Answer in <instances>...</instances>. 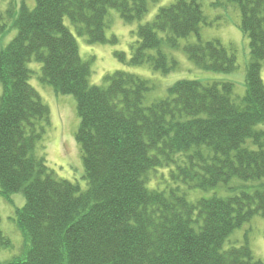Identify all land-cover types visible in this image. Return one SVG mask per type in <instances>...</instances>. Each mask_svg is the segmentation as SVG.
<instances>
[{
  "label": "trees",
  "instance_id": "obj_1",
  "mask_svg": "<svg viewBox=\"0 0 264 264\" xmlns=\"http://www.w3.org/2000/svg\"><path fill=\"white\" fill-rule=\"evenodd\" d=\"M227 1L238 5L249 38L245 94L236 96L232 81L181 79L150 105L144 98L154 86L136 73L117 70L106 86L90 84L91 65L64 20L89 42H105L110 7L132 22L148 12L149 0H10L0 10L1 34L17 30L0 45V196L25 198L15 212L23 255L0 264H264L246 237L225 248L237 228L264 216V0ZM202 2L160 6L139 24L131 58L118 57L172 72L178 62L163 45L178 47L209 23ZM184 48L202 69L237 67L219 40ZM32 60L42 63L43 83L76 98L85 190L47 164L50 108L30 82ZM167 166V185L149 187L151 171ZM234 177L241 181L229 186ZM183 183L235 192L193 202ZM9 245L0 228V246Z\"/></svg>",
  "mask_w": 264,
  "mask_h": 264
},
{
  "label": "rangeland",
  "instance_id": "obj_2",
  "mask_svg": "<svg viewBox=\"0 0 264 264\" xmlns=\"http://www.w3.org/2000/svg\"><path fill=\"white\" fill-rule=\"evenodd\" d=\"M10 0H0V10H5ZM21 0H15L16 4ZM174 0H149V10L141 18L132 22L125 21L119 10L110 7L108 10L109 25L106 28L105 42H89L87 35H79L68 16L65 23L76 35L82 59L91 65L89 83L93 85H107L106 75L117 70L136 73L141 77L149 79L154 86L146 93L144 104L150 105L155 100L167 95L170 85L181 79H200L203 81L225 80L232 81L235 85L236 96H243L246 92L247 67L251 59L249 38L240 27L241 12L236 3L227 0H203V10L209 23H203L199 34L191 33L187 37L179 38V46L171 47L164 43L163 50L170 58H175L178 67L170 73L156 70L149 63L134 65L128 61L121 60L117 52H125L127 60L133 55V45L139 39L137 30L141 23L151 21L160 6L167 5ZM3 22L0 21V24ZM11 21H7V24ZM17 30L11 29L7 34L0 32V45L7 44L16 34ZM164 35L163 33H161ZM116 40H113V38ZM219 40L226 48L232 51L237 58V67L231 72H218L205 70L191 60L185 45L210 40ZM155 53V50H150ZM33 74L30 79L32 85L40 93L43 102L50 108V125L45 139L43 152L47 164L55 171L56 176L79 184L82 190L87 187L85 168L81 146L76 139L80 118L77 112V102L73 94L57 92L55 88L40 80L42 63L36 60L28 62ZM262 78L264 80V60L262 61ZM2 85L0 83V95ZM41 150H39L40 152ZM167 169L157 168L152 170L148 186L151 184L164 187L166 184L164 176H168ZM241 179L234 177L230 185L236 184ZM182 190L190 201L195 202L201 197L217 195H230L235 192L228 186L220 184L216 187L203 189L200 187H189L183 183ZM25 203L24 195L16 192L12 195V201L0 196V228L6 236L11 239V245L0 246V261L7 262L14 257L22 256L25 248V239L22 231L15 221L17 207ZM245 237L253 250L256 259H264V216L256 215L240 228H237L226 241L225 248L232 245H240Z\"/></svg>",
  "mask_w": 264,
  "mask_h": 264
}]
</instances>
